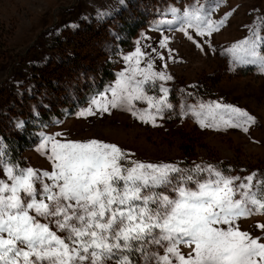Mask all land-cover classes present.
<instances>
[{
	"label": "rangeland",
	"instance_id": "374dc122",
	"mask_svg": "<svg viewBox=\"0 0 264 264\" xmlns=\"http://www.w3.org/2000/svg\"><path fill=\"white\" fill-rule=\"evenodd\" d=\"M198 9L219 30L197 35L195 25L207 32L206 25L185 14ZM134 21L140 26L127 41L123 25ZM51 35L60 48L48 54L40 41ZM105 73L112 78L105 80ZM113 89L120 93L116 107ZM232 108L254 122L245 123ZM18 136L26 145L16 150L9 142ZM53 139L117 145L124 168L178 167L182 173H170L171 184L150 189L170 199L177 198V186L196 190V181L223 178L233 181L234 199L249 192L264 202V0H0V163L51 172ZM182 174L193 179L184 182ZM249 176L251 188L239 187ZM0 180L11 183L3 168ZM248 207L251 214L234 226L264 243L257 227L264 209ZM40 222L66 237L54 223ZM132 244L105 264H117L121 254L131 264H162L153 257L164 256V246ZM179 250L195 256L183 244Z\"/></svg>",
	"mask_w": 264,
	"mask_h": 264
},
{
	"label": "snow or ice",
	"instance_id": "6c2138e0",
	"mask_svg": "<svg viewBox=\"0 0 264 264\" xmlns=\"http://www.w3.org/2000/svg\"><path fill=\"white\" fill-rule=\"evenodd\" d=\"M201 12L204 10L185 15L201 20ZM202 23L207 32L197 24V35L219 30L206 14ZM136 55L143 53L137 49ZM156 75L160 80L171 79L164 73ZM140 83L143 82H137V87ZM162 91L166 93L167 89ZM112 92L111 104L116 107L120 93L116 89ZM134 98L147 99L152 104L147 96ZM231 110L246 117L245 123L254 122L246 112ZM88 113L93 114L91 109ZM46 146L47 141L43 147ZM51 151V172L0 163L11 181L0 180V264H105L117 252L130 251L133 241L164 246L165 255L153 257L162 264H172V258L179 264H264V243L234 226L236 218L251 214L249 203L264 209V202L250 197L249 192L241 194L244 199H234L232 180L196 181V190L177 186L173 189L177 198L170 199L150 189L171 184L174 177L170 173H182L174 165L138 163L124 168L121 160L125 153L117 145L96 140L60 143L53 139ZM196 170L203 169L196 166ZM208 170H212L211 166ZM215 175L219 177L220 173ZM178 179L187 182L193 177L182 174ZM246 179L248 183L239 187L250 189L253 177ZM150 204L156 207L150 208ZM41 217L54 223L66 237L53 232L49 223H41ZM219 224L233 226H214ZM257 227L264 230V224ZM155 229L160 231L154 235ZM180 244L189 247L195 256L190 252L185 257ZM117 264L131 261L121 254Z\"/></svg>",
	"mask_w": 264,
	"mask_h": 264
},
{
	"label": "trees",
	"instance_id": "16d2710c",
	"mask_svg": "<svg viewBox=\"0 0 264 264\" xmlns=\"http://www.w3.org/2000/svg\"><path fill=\"white\" fill-rule=\"evenodd\" d=\"M123 34L125 36V38L128 40H130L131 38H133L139 28V23L137 21L131 22V23H127L125 25H123ZM40 44L42 45V48L48 53L51 54L53 52L54 49H58L60 48V41L59 38L56 36H43V38H41ZM29 70V69H28ZM105 80H108L110 78H112V75L110 73H105ZM10 145L11 146H15L16 150L19 148H24L26 145V141L25 138L23 136H18L16 137V139L14 138L11 142Z\"/></svg>",
	"mask_w": 264,
	"mask_h": 264
}]
</instances>
